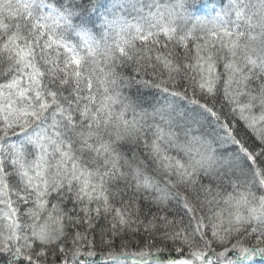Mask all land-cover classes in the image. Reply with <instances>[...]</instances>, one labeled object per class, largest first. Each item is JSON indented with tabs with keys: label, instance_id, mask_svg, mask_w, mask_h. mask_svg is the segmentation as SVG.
<instances>
[{
	"label": "snow or ice",
	"instance_id": "1",
	"mask_svg": "<svg viewBox=\"0 0 264 264\" xmlns=\"http://www.w3.org/2000/svg\"><path fill=\"white\" fill-rule=\"evenodd\" d=\"M202 10L0 0V264L264 260V0Z\"/></svg>",
	"mask_w": 264,
	"mask_h": 264
},
{
	"label": "trees",
	"instance_id": "2",
	"mask_svg": "<svg viewBox=\"0 0 264 264\" xmlns=\"http://www.w3.org/2000/svg\"><path fill=\"white\" fill-rule=\"evenodd\" d=\"M219 0H202V4H203V10L200 13L201 15H210L212 14V8L214 5H218ZM164 255H168L167 253H165ZM173 256H175L176 254L173 253ZM97 259H102L101 257H97ZM259 259V258H257ZM260 264H264V260L260 261Z\"/></svg>",
	"mask_w": 264,
	"mask_h": 264
}]
</instances>
